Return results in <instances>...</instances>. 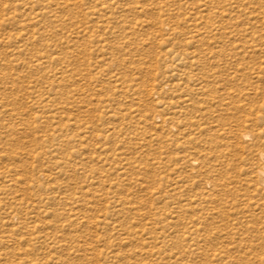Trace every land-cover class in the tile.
<instances>
[{"label":"rangeland","instance_id":"obj_1","mask_svg":"<svg viewBox=\"0 0 264 264\" xmlns=\"http://www.w3.org/2000/svg\"><path fill=\"white\" fill-rule=\"evenodd\" d=\"M264 0H0V264H264Z\"/></svg>","mask_w":264,"mask_h":264},{"label":"bare ground","instance_id":"obj_2","mask_svg":"<svg viewBox=\"0 0 264 264\" xmlns=\"http://www.w3.org/2000/svg\"><path fill=\"white\" fill-rule=\"evenodd\" d=\"M262 158L264 159V154H262ZM262 176L264 177V172L262 173Z\"/></svg>","mask_w":264,"mask_h":264}]
</instances>
